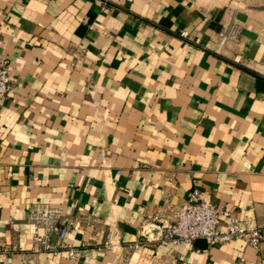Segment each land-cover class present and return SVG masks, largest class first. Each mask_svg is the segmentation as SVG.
I'll return each instance as SVG.
<instances>
[{
	"label": "crops",
	"instance_id": "1",
	"mask_svg": "<svg viewBox=\"0 0 264 264\" xmlns=\"http://www.w3.org/2000/svg\"><path fill=\"white\" fill-rule=\"evenodd\" d=\"M0 57L10 264L68 262L32 251L35 202L68 218L74 264H264V241L161 246L145 217L197 188L264 225V0H0Z\"/></svg>",
	"mask_w": 264,
	"mask_h": 264
},
{
	"label": "built area",
	"instance_id": "2",
	"mask_svg": "<svg viewBox=\"0 0 264 264\" xmlns=\"http://www.w3.org/2000/svg\"><path fill=\"white\" fill-rule=\"evenodd\" d=\"M182 35L186 36L187 33L183 32ZM225 39L226 36H223L222 41ZM11 84L9 61L0 57V101L11 91ZM145 217L158 230L157 241L161 246L179 243L191 245L197 239H204L208 244L241 240L245 245L256 249L264 241V225L244 224L241 218L233 215L226 207L207 200L204 192L197 188L192 189L187 201L173 211L171 218L160 209L146 213ZM26 219L33 241V252H47L53 257L63 254L68 260L63 264H74L80 250L65 241L68 218L47 203L35 202L29 207ZM53 234L58 244L52 242ZM152 239L149 236L146 242ZM141 245V242H132L127 247L134 250ZM103 246L111 249L114 244L108 237ZM12 259L11 249L0 244V262L10 264ZM238 264L245 263L241 260Z\"/></svg>",
	"mask_w": 264,
	"mask_h": 264
},
{
	"label": "water",
	"instance_id": "3",
	"mask_svg": "<svg viewBox=\"0 0 264 264\" xmlns=\"http://www.w3.org/2000/svg\"><path fill=\"white\" fill-rule=\"evenodd\" d=\"M206 241L204 240V239H197L196 241H195V243L197 244V243H200V244H202V243H205Z\"/></svg>",
	"mask_w": 264,
	"mask_h": 264
}]
</instances>
